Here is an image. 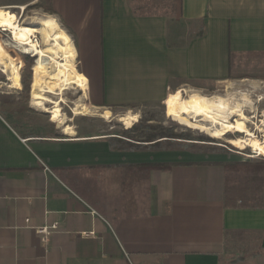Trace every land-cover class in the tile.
Returning <instances> with one entry per match:
<instances>
[{
	"label": "crops",
	"instance_id": "0c3cea01",
	"mask_svg": "<svg viewBox=\"0 0 264 264\" xmlns=\"http://www.w3.org/2000/svg\"><path fill=\"white\" fill-rule=\"evenodd\" d=\"M42 10L71 37L75 85L87 97L88 84L103 117L139 116L191 86L264 85V0H47ZM138 143L0 112V264H264V204L228 202L223 161ZM53 225L45 242L38 229Z\"/></svg>",
	"mask_w": 264,
	"mask_h": 264
},
{
	"label": "rangeland",
	"instance_id": "374dc122",
	"mask_svg": "<svg viewBox=\"0 0 264 264\" xmlns=\"http://www.w3.org/2000/svg\"><path fill=\"white\" fill-rule=\"evenodd\" d=\"M23 1L25 0H0V5L20 3ZM45 2L47 3V0H44L42 3L40 2L35 5L26 6V8L23 9L22 7L14 9L10 7L8 14H6L10 15L15 13L19 17V21L25 23L26 18L34 17L36 15L35 13L50 15L42 10V5ZM27 23L25 25L28 27L39 26L38 24L31 23V20L27 21ZM35 36H37L39 41L38 44L41 46L43 44L41 35L35 34ZM0 39L10 54L18 60L22 82V88L18 89L12 87V80L9 79V75L4 72L5 65L0 62V112L10 118L12 117L23 121L36 120L41 124L48 126H60L59 123H55L51 120V114L32 106L31 90L32 84L37 78V70L35 67L37 58L34 55L21 54L16 48H14V46H12L13 44L11 43L10 38L6 37L5 34H0ZM29 59L32 60L30 67H28V61H26ZM76 65L75 72L80 77L78 63H76ZM51 71H53V68ZM23 81H25L29 89H25L26 86H24ZM233 83L207 85L208 87L206 88H202V86H191L186 87L184 90L173 91L171 94H175L168 103L165 104V102H163L161 104L144 106L139 110H136V114L138 113L139 116H132L129 119H123V121L121 118L124 117V111H112V118L107 120L102 116L104 110L92 108L88 105V84L87 97L84 96V90L81 83L80 85L72 86L64 91L63 95L47 94V96L53 101V103H47V106L49 109H53L56 105L55 102H58L61 106V112L66 125L72 127L79 134H90L93 132L104 131L114 133L133 141L146 140L148 136L153 134L176 136L180 138L170 139V137H167L169 140H173L170 141L172 145L169 147V145L164 144V148L167 150H175V152H189L199 158L221 160L224 163L241 162L257 164H245V168L247 167L256 171V174L254 173L253 175L254 177L250 176L251 178L248 179L250 182V190L246 191L241 188L237 189V186L242 184V179L236 175L235 167L227 166V196L228 202H234L237 199V201H242V203L245 201L255 205H262L264 204V197L260 200L252 198L251 201H247V199L251 198L250 196V198H247V195L249 192L254 191L253 189L255 188L253 186L262 178L263 182L261 185H263L262 189L264 191V155H260L254 151V149L245 144L238 148L230 143V140L236 137L244 138V132L231 129V132L223 138H216L214 137V133L210 130L211 125L205 119H198L197 122L186 116L175 118L169 114V109L171 107H181L182 101L186 96V91H198L205 97L215 95L224 96L229 98L232 103L240 100L244 95H248L253 102L252 106L254 108H248L246 113L256 124L260 123L261 130H264V85L252 82ZM75 109H79L84 114L75 115ZM237 120L238 118H234V123ZM241 129L253 130L255 129V125H243L241 126ZM261 130L257 132V135L264 139V132ZM190 143H196L194 145L195 147L189 146L191 145ZM240 168L241 167L236 169ZM241 170L244 169L241 168ZM257 194L260 195L259 192H257L256 195Z\"/></svg>",
	"mask_w": 264,
	"mask_h": 264
},
{
	"label": "bare ground",
	"instance_id": "6f19581e",
	"mask_svg": "<svg viewBox=\"0 0 264 264\" xmlns=\"http://www.w3.org/2000/svg\"><path fill=\"white\" fill-rule=\"evenodd\" d=\"M20 7L26 8L23 5ZM9 8L0 7V28L6 31L10 30L13 37L12 42L16 43L24 53H32L37 58L35 65L37 78L32 84L31 90L32 106L59 117V125L64 128L65 132L75 134L76 131L66 125L58 102H55L56 105L53 109H49L47 106V103H53L47 94L63 95L64 91L74 86L78 81L74 75L78 54L71 37L51 15L35 13L34 17L26 18L25 23H21L15 13L7 15ZM29 20L39 26H26L25 24ZM35 34L41 35L43 41L41 46L35 41ZM0 62L5 65V71H3L9 75L14 87L22 88L19 62L10 54L1 39ZM52 68L53 71H51ZM252 104L248 95H244L243 98L232 103L229 98L224 96L205 97L198 91H186L181 107H171L169 114L175 118L186 116L197 122L198 119H205L211 125L210 130L216 138H223L231 132V129L240 130L244 132L245 137H236L231 139L230 143L238 148L245 144L260 155H264V139L257 135V132L261 130L260 123L256 124L246 113L248 108L253 107ZM80 114L84 113L75 109V115ZM110 116V112L104 114L105 118L109 119ZM131 117L129 115L127 118ZM234 118H238L235 123ZM247 124L255 125V129L242 130L241 126ZM261 131L264 132V130Z\"/></svg>",
	"mask_w": 264,
	"mask_h": 264
},
{
	"label": "trees",
	"instance_id": "16d2710c",
	"mask_svg": "<svg viewBox=\"0 0 264 264\" xmlns=\"http://www.w3.org/2000/svg\"><path fill=\"white\" fill-rule=\"evenodd\" d=\"M26 61H28L27 64H28V67H30L32 60L29 59V60H26ZM23 73H24V71H23ZM23 84H24V86H26V88H25L26 90L29 89L28 85H26L25 81H23ZM167 137H170V139H178V138H180V137H176V136H164L163 134H153L151 136H148L146 138V140H138L139 143L137 145L138 146H154V147H158V148L161 149V148H164V144H167V145H169V147H171L172 144H171L170 141H173V140H169V138H167ZM164 138H167V139H164ZM187 139H190V138H187ZM121 141H124V140H121ZM190 144L191 145H189V146L195 147L194 145L196 143H190ZM245 164L257 165V164L241 163V162H238V163H224L223 165L226 166V167L227 166L235 167L236 175L239 176L242 179V184L240 186H237V189L241 188L242 190L246 191V190H250V185H249L250 182L248 181V179L251 178L250 176L254 177L253 175H254V173L256 171H253V169H250V168H247V167L245 168ZM152 166L155 167V168H158V169H163V168L167 167L168 165L167 164H154ZM239 167L243 168L244 170H241V168L240 169H236V168H239ZM262 180H263V178L258 180V182L253 186L255 188L253 190L256 191V192H254V191L249 192V194L247 195V198L249 196L251 198L249 197L250 199H247V201H249V200L251 201L252 198L260 200L261 198L264 197V191L262 189L263 185H261V183L263 182ZM257 192H259L260 195H258V194L256 195ZM247 203H249V202H245V201L243 202L244 205H247Z\"/></svg>",
	"mask_w": 264,
	"mask_h": 264
},
{
	"label": "built area",
	"instance_id": "2783aa9c",
	"mask_svg": "<svg viewBox=\"0 0 264 264\" xmlns=\"http://www.w3.org/2000/svg\"><path fill=\"white\" fill-rule=\"evenodd\" d=\"M2 33L5 34L6 37L10 38V41L13 44L12 46H14V48H16L21 54H27V53H24L23 50L16 43L12 42L13 41L12 40V33H11L10 30L6 31V30H3V28H0V34H2ZM8 33H9V35H8ZM34 39H35V41L37 43H39V41L37 39V36L34 37ZM29 55L32 56L33 54L30 53ZM46 171H50L49 168H46ZM55 230H57V226L56 225H53L51 227L47 226V227H43V228H39L38 229V231L43 235V237H44L43 239H44L45 242L47 241L49 235L52 234Z\"/></svg>",
	"mask_w": 264,
	"mask_h": 264
}]
</instances>
